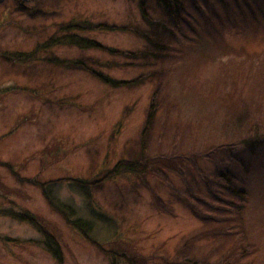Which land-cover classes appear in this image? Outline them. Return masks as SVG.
Returning <instances> with one entry per match:
<instances>
[{"label": "rangeland", "instance_id": "1", "mask_svg": "<svg viewBox=\"0 0 264 264\" xmlns=\"http://www.w3.org/2000/svg\"><path fill=\"white\" fill-rule=\"evenodd\" d=\"M179 3L0 0V264H264V0Z\"/></svg>", "mask_w": 264, "mask_h": 264}, {"label": "trees", "instance_id": "2", "mask_svg": "<svg viewBox=\"0 0 264 264\" xmlns=\"http://www.w3.org/2000/svg\"><path fill=\"white\" fill-rule=\"evenodd\" d=\"M156 2L159 4L160 7L168 10L171 15H175L176 11L180 8L179 7V4H180L179 3V0H156ZM144 7H145L144 0H139V8H140V10H141L142 13H144ZM73 26L75 27V29L76 28H80V25H78V24H69L67 27L71 28ZM100 26H103L104 28H108V27H106V26H104L102 24H99L97 27L100 28ZM115 27H116L115 25H111L109 28H115ZM67 36H69L70 39H71L73 36L75 37L76 35H72V33L70 34V32H69V34H67ZM52 38H54V37H51L50 40L55 41V42H58L57 41L58 39H55V38L52 39ZM89 44L91 46H93V47H96V48H103L98 42H96L94 40L89 41ZM148 121H149V117H148V119H147L146 122H148ZM250 143H251V140L250 139L249 140L246 139L245 144L246 145H249ZM130 167H131V165H129V164L125 163V162H118L114 166L113 169H114L115 172H120L122 169H124V171L130 170ZM219 176H220L219 178H221V180H222V183H219L220 185H218L217 183H216L217 185L214 184L216 190L220 194H222V195L224 194V197L230 196L229 195V191H227V189H225L226 191H223L221 188L224 186V184H226V185L232 184L233 183L232 182V178L230 177V175L228 173H224V174H221ZM230 193H233L234 194V197L235 196L236 197L242 196V190L241 189H235L233 191H230ZM229 198H233V197H229ZM218 202H220V200ZM220 204H222V205L226 206L228 209H230V212H234L233 210L235 209V206H234L233 203H230V202H221ZM192 211H194L193 214L195 216H198L199 213L197 212V210H195V208ZM236 211H237V209H235V212ZM19 216H20L21 219H25V220H28L31 223L36 224V221L33 219V217H31L29 215H19ZM71 222L74 224V226L78 230L82 231L83 234H85L86 231L90 228L89 223L86 222V221H83L82 219H77V220H74V221H71ZM37 225H38L39 228H41L38 223H37ZM47 247L53 248V246H51V245L50 246H47ZM58 252H59V250H57V249H54V251H53V253L55 255H57V256H58Z\"/></svg>", "mask_w": 264, "mask_h": 264}]
</instances>
